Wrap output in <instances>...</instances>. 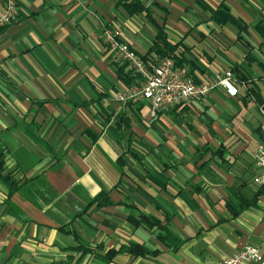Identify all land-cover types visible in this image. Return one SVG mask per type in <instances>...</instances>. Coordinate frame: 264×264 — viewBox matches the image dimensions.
Returning a JSON list of instances; mask_svg holds the SVG:
<instances>
[{"label":"crops","instance_id":"1","mask_svg":"<svg viewBox=\"0 0 264 264\" xmlns=\"http://www.w3.org/2000/svg\"><path fill=\"white\" fill-rule=\"evenodd\" d=\"M123 1L16 0L0 28V143L19 181L8 194L0 180V264H216L244 244L264 256V183L252 181L264 139V0H138L148 13L132 14ZM220 2L236 23L209 20ZM102 25L139 55L161 26L193 79L233 68L246 86L152 117L142 98L111 97L129 87ZM117 115L119 141L109 131ZM138 213L166 221L175 249L132 226ZM130 242L155 253L97 257Z\"/></svg>","mask_w":264,"mask_h":264},{"label":"built area","instance_id":"2","mask_svg":"<svg viewBox=\"0 0 264 264\" xmlns=\"http://www.w3.org/2000/svg\"><path fill=\"white\" fill-rule=\"evenodd\" d=\"M0 5V28H3L15 19L16 0H0ZM101 37L111 56L125 62L127 69L138 76L135 84L122 92L113 93L111 97L121 102L142 98L147 102L152 117L174 106L200 100L218 87L226 95L234 96L238 85L246 86L244 81L236 79L229 68L219 70L206 79L194 80L184 66L174 65L170 55L158 58L149 68L139 54L122 39L121 30L117 26L102 25ZM257 112L260 124L264 126V101L257 105ZM252 163L255 168L252 181L256 184L264 183V139L256 144L252 152ZM216 264H264V256L256 246L244 244L230 255L219 259Z\"/></svg>","mask_w":264,"mask_h":264},{"label":"trees","instance_id":"3","mask_svg":"<svg viewBox=\"0 0 264 264\" xmlns=\"http://www.w3.org/2000/svg\"><path fill=\"white\" fill-rule=\"evenodd\" d=\"M121 4L123 6H127V9L131 14L139 13V12L148 13L147 9L143 5H141L138 0H130L128 3H125V1H123L121 2ZM209 20H212L214 23L218 25H221L227 22L236 23V21L229 14L227 7L222 2H220L215 7V9L209 11ZM261 22L262 20L258 21L256 23V27L258 28L259 33L264 39V24H262ZM176 47H177L176 44H171L167 40L165 31L163 30V28L161 26L156 25L155 34L152 37L151 44L149 45L146 52L143 55H139V56L144 62H146V64H148L149 68H151V66L157 62L158 58L162 56H168V55L172 57V60L175 66H182V64H184L183 62H185L183 58L184 55L182 52L176 51ZM121 63L122 64L119 67V70L117 73L118 77L121 78L127 84L128 87H130L131 85L136 83L138 76H136L135 74H132V72L127 69L125 62H121ZM230 70L233 72V74L235 75L238 81L245 80L243 79L242 76H240L235 71V69L231 68ZM187 73L188 75H190L189 71H187ZM119 118L120 117L117 115L114 123L111 126H109V131L111 135L117 141H119L121 137V129H120L121 121L119 120ZM4 157H5V149L0 143V180L4 182V184L7 185L8 194H9L13 190H16L18 188L19 181L14 178L12 172L5 171ZM99 197H94L92 200H90V203L97 202L98 205L108 204V201L102 202L101 200H99ZM247 204H248V200L244 199L242 201L241 207L246 206ZM127 220L132 226L141 225L149 230L152 229L155 232V236L160 241H162V243L165 246H169L170 249H175V247L178 244L177 242H179V240L168 229L166 221L164 222V224H161L160 221L154 216L143 215L141 213L136 214V216L128 215ZM82 251L91 252L93 255H96L93 252V249L91 247L84 248L82 249ZM121 252H124L133 257L146 256V255H151L155 253L154 250H150L142 244L130 242L127 245L119 246L117 249L109 248L105 250L102 253V255L100 256L97 255V257L107 262L116 253H121Z\"/></svg>","mask_w":264,"mask_h":264}]
</instances>
